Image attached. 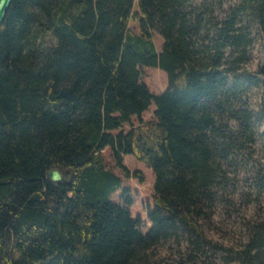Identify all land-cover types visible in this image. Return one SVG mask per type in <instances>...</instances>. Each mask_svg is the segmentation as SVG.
I'll use <instances>...</instances> for the list:
<instances>
[{"label":"trees","instance_id":"trees-1","mask_svg":"<svg viewBox=\"0 0 264 264\" xmlns=\"http://www.w3.org/2000/svg\"><path fill=\"white\" fill-rule=\"evenodd\" d=\"M255 30L264 39V0H12L0 24V264H151L166 241L186 244L180 264H264V220L239 247L201 224L228 202L230 158L264 121L243 101L264 85V64L247 68ZM142 66L166 72L163 93ZM153 102L154 118L133 125ZM107 147L125 178L143 181L126 154L153 170L146 233L130 202L111 200L123 180Z\"/></svg>","mask_w":264,"mask_h":264},{"label":"rangeland","instance_id":"rangeland-1","mask_svg":"<svg viewBox=\"0 0 264 264\" xmlns=\"http://www.w3.org/2000/svg\"><path fill=\"white\" fill-rule=\"evenodd\" d=\"M227 8L235 0H220ZM131 27L135 28L132 23ZM157 51H161L163 39L158 33L153 36ZM264 64V39L259 31L255 30L254 44L251 50V61L247 68L257 75ZM142 81L155 95L163 93L168 87L167 74L159 67H141ZM262 80V78L259 76ZM243 101L246 108L250 107L260 119V110L264 109V85L250 90ZM156 105L153 102L149 109L140 116L132 117L133 125L140 121L147 122L154 118ZM131 128L126 124L124 128ZM119 130L113 131L117 134ZM104 161L108 168L122 178V186L111 194V200L123 206L129 202L130 211L134 218L139 217L142 222V231L146 233L150 228L148 213L154 206V173L152 168L143 160L133 154L124 155V164L131 171H140L143 181L137 178H125L121 170L116 166L110 147L103 150ZM229 176L230 194L229 200L224 206L216 208L211 221L201 219L204 231L217 242L227 246L239 247L249 237V223L264 220V187L261 188L259 180L264 176V121L257 130L256 142L243 153L230 158ZM186 253V244H177L171 241L161 242L150 250L151 264H180ZM212 264H225L220 258H216Z\"/></svg>","mask_w":264,"mask_h":264},{"label":"water","instance_id":"water-1","mask_svg":"<svg viewBox=\"0 0 264 264\" xmlns=\"http://www.w3.org/2000/svg\"><path fill=\"white\" fill-rule=\"evenodd\" d=\"M11 2L12 0H0V24L3 22ZM49 178L52 181H60L62 176L58 170H51L49 173Z\"/></svg>","mask_w":264,"mask_h":264}]
</instances>
